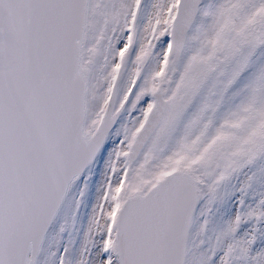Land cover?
Returning a JSON list of instances; mask_svg holds the SVG:
<instances>
[{"label":"snow or ice","instance_id":"obj_1","mask_svg":"<svg viewBox=\"0 0 264 264\" xmlns=\"http://www.w3.org/2000/svg\"><path fill=\"white\" fill-rule=\"evenodd\" d=\"M0 264H264V0H0Z\"/></svg>","mask_w":264,"mask_h":264}]
</instances>
